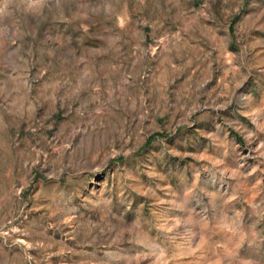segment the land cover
Segmentation results:
<instances>
[{
  "label": "rangeland",
  "instance_id": "rangeland-1",
  "mask_svg": "<svg viewBox=\"0 0 264 264\" xmlns=\"http://www.w3.org/2000/svg\"><path fill=\"white\" fill-rule=\"evenodd\" d=\"M0 7V264H264V0Z\"/></svg>",
  "mask_w": 264,
  "mask_h": 264
},
{
  "label": "clouds",
  "instance_id": "clouds-1",
  "mask_svg": "<svg viewBox=\"0 0 264 264\" xmlns=\"http://www.w3.org/2000/svg\"><path fill=\"white\" fill-rule=\"evenodd\" d=\"M28 3L31 9H42L46 5L47 0H28ZM3 11L4 9L0 7V15L3 14Z\"/></svg>",
  "mask_w": 264,
  "mask_h": 264
}]
</instances>
